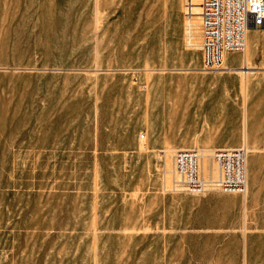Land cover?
<instances>
[{
	"label": "crops",
	"instance_id": "crops-1",
	"mask_svg": "<svg viewBox=\"0 0 264 264\" xmlns=\"http://www.w3.org/2000/svg\"><path fill=\"white\" fill-rule=\"evenodd\" d=\"M183 1L30 0L26 28L64 58L53 64L107 74L75 97L79 113L68 126L35 125L26 140L0 132V160L24 155L44 170L91 163L98 176L107 173L108 210L119 218L106 226L138 243L127 264H149V244L150 264H264V27L247 29L244 51H224L226 69L204 70L202 50L184 42ZM253 36L263 44L249 53ZM180 114L191 116L181 122ZM231 146L247 149L244 192L178 185L175 149L203 150L199 173L210 179L219 173L210 152ZM18 224V209H4L3 227L13 235Z\"/></svg>",
	"mask_w": 264,
	"mask_h": 264
},
{
	"label": "rangeland",
	"instance_id": "rangeland-1",
	"mask_svg": "<svg viewBox=\"0 0 264 264\" xmlns=\"http://www.w3.org/2000/svg\"><path fill=\"white\" fill-rule=\"evenodd\" d=\"M29 1L0 0V132L20 140H26L35 125L68 126L70 115L79 113L72 103L75 97L94 91L95 77L107 74L99 68L53 64L63 63L64 58L47 47L43 50L40 37L26 28ZM262 44L259 36H253L247 50L258 52ZM95 53L88 52L89 58L94 60ZM46 62L50 65H43ZM190 116L180 114V121ZM20 159L0 160V264L11 260L13 264H127L125 255L137 250L138 243H127L123 231L106 226L109 218H119L117 210H108L113 198L107 173L98 176L91 163L46 164L44 170V164L34 166L24 155ZM217 175L216 171L212 178ZM71 183L75 185L70 187ZM11 206L19 213L13 235L11 226L2 225V212ZM95 220L104 225H93ZM154 246L149 244V264L156 255Z\"/></svg>",
	"mask_w": 264,
	"mask_h": 264
},
{
	"label": "built area",
	"instance_id": "built-area-1",
	"mask_svg": "<svg viewBox=\"0 0 264 264\" xmlns=\"http://www.w3.org/2000/svg\"><path fill=\"white\" fill-rule=\"evenodd\" d=\"M183 20L185 45L202 50V69H226L224 51H244L247 29L264 27V0H184ZM203 153L198 148L173 151L180 187L190 192H201L210 185L224 191L246 190L245 146L218 147L210 152L219 168L216 178L205 179L200 175Z\"/></svg>",
	"mask_w": 264,
	"mask_h": 264
},
{
	"label": "bare ground",
	"instance_id": "bare-ground-1",
	"mask_svg": "<svg viewBox=\"0 0 264 264\" xmlns=\"http://www.w3.org/2000/svg\"><path fill=\"white\" fill-rule=\"evenodd\" d=\"M245 61H246V60H245ZM246 65H247L249 68L252 67V66H250V63H249V62H247ZM246 65H245V67H247ZM243 67H244V66H243ZM249 68H248V69H249ZM250 69H251V68H250ZM227 70H228V69H227ZM243 71H244V70H243ZM246 71H247V70H246Z\"/></svg>",
	"mask_w": 264,
	"mask_h": 264
}]
</instances>
